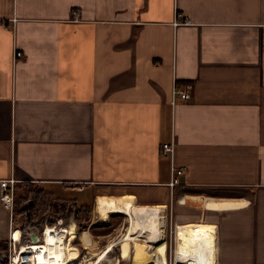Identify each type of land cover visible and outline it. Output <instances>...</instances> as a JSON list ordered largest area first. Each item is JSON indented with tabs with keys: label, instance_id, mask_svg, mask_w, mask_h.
Instances as JSON below:
<instances>
[{
	"label": "crops",
	"instance_id": "1",
	"mask_svg": "<svg viewBox=\"0 0 264 264\" xmlns=\"http://www.w3.org/2000/svg\"><path fill=\"white\" fill-rule=\"evenodd\" d=\"M9 178L99 216L159 206L176 264H264V0H0ZM11 221L0 200L1 261Z\"/></svg>",
	"mask_w": 264,
	"mask_h": 264
},
{
	"label": "rangeland",
	"instance_id": "2",
	"mask_svg": "<svg viewBox=\"0 0 264 264\" xmlns=\"http://www.w3.org/2000/svg\"><path fill=\"white\" fill-rule=\"evenodd\" d=\"M16 183L18 185H16V194L12 204L14 212V223L12 222V225L14 224L16 227L25 226V229L40 233L46 223L49 224L60 220L59 225H63L67 229L75 223L77 228L76 236L71 242L78 248L80 252L78 258L81 261L84 260L83 262L94 258L108 242L117 239L121 232L124 233L125 231L126 233L129 227L128 219L122 213L112 212L108 216H99L94 209V203L86 209L80 210L79 208H74L72 203H68L59 197H55L54 200L51 199L48 193L38 190L42 186L39 182L21 181ZM27 206L30 219L21 210L23 207L27 209ZM32 221L36 222L35 226L29 224ZM166 223L164 225V240L167 241V243L165 241L167 264H176L178 263L174 262L175 249L177 248L175 247L176 235L177 230L182 229L177 228L170 221ZM108 254L112 259L118 256V246H114ZM156 261H158V258H153V260L142 258L137 264H157ZM122 264H128V260L122 261Z\"/></svg>",
	"mask_w": 264,
	"mask_h": 264
},
{
	"label": "bare ground",
	"instance_id": "3",
	"mask_svg": "<svg viewBox=\"0 0 264 264\" xmlns=\"http://www.w3.org/2000/svg\"><path fill=\"white\" fill-rule=\"evenodd\" d=\"M119 210L128 219L126 233L121 232L117 239L108 242L94 258L81 261L78 258V248L71 242L76 234H69L63 225L60 229L47 225L42 233L41 245L33 243L37 253L33 264H119L121 260H128V264H137L142 258L153 260L163 257L164 255L159 254L166 250L165 215L161 212L162 209L159 206H122ZM116 245L118 256L112 259L108 253ZM157 264L166 263L164 259H159Z\"/></svg>",
	"mask_w": 264,
	"mask_h": 264
},
{
	"label": "built area",
	"instance_id": "4",
	"mask_svg": "<svg viewBox=\"0 0 264 264\" xmlns=\"http://www.w3.org/2000/svg\"><path fill=\"white\" fill-rule=\"evenodd\" d=\"M73 17H77L78 11L73 10L72 12ZM186 19V18H184ZM185 21V20H184ZM22 55V52L20 50H17L15 52V58L19 57ZM190 90H191V84L190 83H185L182 86L178 84H173L172 90H171V102L173 103L175 98L178 96L179 98L183 100H187L190 97ZM159 152L161 155H169L170 157L173 154V143L172 142H163L160 145ZM184 166L181 167H171V181L170 184H175L177 183V176L181 175L184 173ZM15 179L9 178V179H1L0 180V187H1V192H0V200L7 206L10 210H12V204L14 200V184H15ZM12 222V221H11ZM60 220H57V222H52V223H46L44 227L40 230V233L34 231L36 234L39 235V241L35 242L37 245H41V241L43 239L42 233L44 232V229L46 228L47 225H51V228H56L60 229L61 225H59ZM15 227L14 225L11 224L10 228V244L8 248V252L3 256L5 259L4 261L0 260V264H33L34 258H36L37 253L35 250V245L33 242H28L26 244H17L18 239L20 238V227H17L19 229V234L18 236L15 235ZM33 231V230H31ZM29 230V233L31 232ZM30 240V238H29Z\"/></svg>",
	"mask_w": 264,
	"mask_h": 264
},
{
	"label": "trees",
	"instance_id": "5",
	"mask_svg": "<svg viewBox=\"0 0 264 264\" xmlns=\"http://www.w3.org/2000/svg\"><path fill=\"white\" fill-rule=\"evenodd\" d=\"M29 182H32V181H29ZM24 183H26V182H24ZM16 185H18L17 183H15L14 184V197H15V194H16ZM38 190H42V191H45L46 193H48V195H49V197L51 198V199H55V197H53L54 195L51 193V192H49V191H47L44 187H39L38 188ZM28 192V191H27ZM29 194V193H28ZM27 196V195H26ZM23 212H25V214L26 215H28V212H29V208H28V206H27V209L26 208H22L21 209ZM13 215H14V212H13V210H12V222H13ZM28 218L30 219V216L28 215ZM14 223V222H13ZM29 224H31V225H33V226H35V224H36V222L35 221H32V222H29ZM14 225V224H13ZM65 227V226H64ZM66 228V227H65ZM67 229V228H66ZM72 230V231H74V232H72V231H70V230ZM68 229V232H69V234H75L76 233V231H77V228H76V225H75V223L72 225V227H70ZM20 238L18 239V241H17V244H25V243H28V241H29V230L28 229H25V226H21L20 227ZM73 245V244H72ZM75 246V245H74ZM76 247V246H75ZM77 248V247H76ZM120 264V263H119Z\"/></svg>",
	"mask_w": 264,
	"mask_h": 264
},
{
	"label": "water",
	"instance_id": "6",
	"mask_svg": "<svg viewBox=\"0 0 264 264\" xmlns=\"http://www.w3.org/2000/svg\"><path fill=\"white\" fill-rule=\"evenodd\" d=\"M29 237H30V241L33 242V243L39 241V235L36 234L34 231H31V232L29 233Z\"/></svg>",
	"mask_w": 264,
	"mask_h": 264
}]
</instances>
